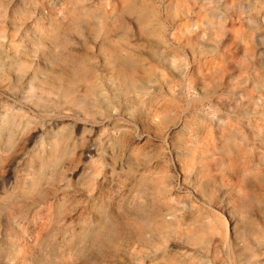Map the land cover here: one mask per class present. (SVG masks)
Returning a JSON list of instances; mask_svg holds the SVG:
<instances>
[{"label":"clouds","instance_id":"obj_1","mask_svg":"<svg viewBox=\"0 0 264 264\" xmlns=\"http://www.w3.org/2000/svg\"><path fill=\"white\" fill-rule=\"evenodd\" d=\"M0 264H264V0H0Z\"/></svg>","mask_w":264,"mask_h":264}]
</instances>
